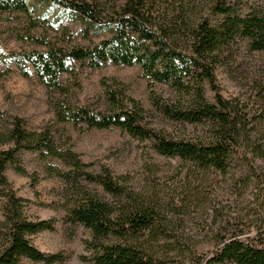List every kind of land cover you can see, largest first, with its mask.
<instances>
[{
  "label": "trees",
  "instance_id": "1",
  "mask_svg": "<svg viewBox=\"0 0 264 264\" xmlns=\"http://www.w3.org/2000/svg\"><path fill=\"white\" fill-rule=\"evenodd\" d=\"M55 1L90 26L105 17L111 37L90 46L68 47L46 38H31L44 50L1 55L4 69L0 70V80L10 73L7 58L25 78L29 64L49 96H63L49 102L58 123L87 130L118 128L139 141H150L161 156L200 169H226L228 158L246 135L247 122L238 102L219 94L214 68L220 49L235 38L244 40L252 52H264L263 14L250 11L239 15L217 2L212 11L223 19L211 25L200 16L196 0H120L113 17L105 15L96 1ZM12 13L27 14V0H0V15ZM73 64L91 70L106 64L137 66L147 80L152 106L171 122L200 128V135L196 140L174 138L147 128L141 105L122 92H110L109 87L105 92L109 103L126 100L118 110L102 113L73 106L64 99L68 89L60 82L63 74L75 75ZM156 84L167 86L174 98L164 101L158 97L153 90ZM206 85L213 94L212 102L205 96ZM0 147H5L0 149V264H23L24 259L43 264L65 261L62 255L41 253L30 242L33 235L53 231L55 223L28 219L23 200L7 182L6 166L15 162L21 150L37 152L42 160H57L67 168L48 166L46 173L61 179L71 191L66 198L67 222L90 231V239L84 242L87 256L82 258L86 264H264V231L245 241L222 237L211 257L200 262L187 258L180 248L160 244L164 220L154 206L127 186V178L114 177L105 167L98 173L86 171L76 153L56 146L49 130L27 131L15 118L10 130L0 132ZM82 183L100 188L107 198Z\"/></svg>",
  "mask_w": 264,
  "mask_h": 264
},
{
  "label": "rangeland",
  "instance_id": "2",
  "mask_svg": "<svg viewBox=\"0 0 264 264\" xmlns=\"http://www.w3.org/2000/svg\"><path fill=\"white\" fill-rule=\"evenodd\" d=\"M80 1L98 2L104 14L111 17L120 2ZM217 2L230 6L239 15L250 11L264 15V0H196L200 16L211 25L223 19L212 11ZM27 5V14L0 15V56L44 50L31 38H46L68 47L90 46L111 37L105 17L90 26L55 0H27ZM6 66L10 73L0 80V132L10 130L18 118L27 131L49 130L56 146L76 153L86 171L98 173L105 167L114 177H126L127 186L163 218L165 234L160 244L169 249L180 248L187 258L200 262L211 257L222 237L236 236L245 241L264 231V52H252L244 40L235 38L218 53L215 85L223 98L238 102L247 122L246 135L222 172L161 156L150 141H139L118 128L87 130L80 125L58 123L49 102L63 96H49L31 65L27 64L26 78L12 59H6ZM72 67L75 75L63 74L60 82L68 89L64 99L73 106L102 113L118 110L121 100L118 97L120 103H109L105 93L109 87L110 92H122L141 105L147 128L174 138L197 139L200 128L171 122L152 106L147 80L137 66L106 64L97 70L80 64ZM153 90L164 101L174 98L165 85L156 84ZM205 96L212 102L213 94L207 85ZM48 166L67 169L57 160L44 161L37 152L21 150L15 155V162L7 164L4 175L16 196L23 200L28 219L55 223L53 231L29 237L31 244L45 255H62L65 261L58 264H86L82 258L87 256L84 242L90 239V231L67 222L66 198L71 191L61 179L47 175ZM82 185L105 196L94 185ZM23 264L43 263L24 259Z\"/></svg>",
  "mask_w": 264,
  "mask_h": 264
}]
</instances>
